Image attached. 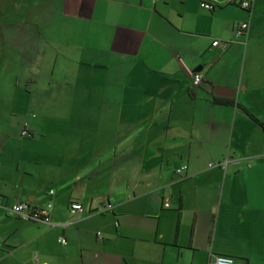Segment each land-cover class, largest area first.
Here are the masks:
<instances>
[{
	"label": "crops",
	"instance_id": "obj_1",
	"mask_svg": "<svg viewBox=\"0 0 264 264\" xmlns=\"http://www.w3.org/2000/svg\"><path fill=\"white\" fill-rule=\"evenodd\" d=\"M203 1L61 0V50L45 38L40 52L62 56L59 95L77 106L14 114L21 128L0 158L4 206L47 209L54 225L3 208L0 264L54 232L68 241L61 263L29 261L264 264V128L238 106L264 123V0Z\"/></svg>",
	"mask_w": 264,
	"mask_h": 264
},
{
	"label": "rangeland",
	"instance_id": "obj_2",
	"mask_svg": "<svg viewBox=\"0 0 264 264\" xmlns=\"http://www.w3.org/2000/svg\"><path fill=\"white\" fill-rule=\"evenodd\" d=\"M61 12V0H0V158L4 160L12 154L8 140L13 141L10 139L13 129L21 128L17 122L19 117L14 114H65V110L68 114L69 106H77L70 103L72 97L59 95L65 78L62 56L51 46L46 48L47 55L40 52L46 46L45 38L52 40L49 45L58 47L54 35ZM84 78L91 80L87 75ZM67 79L77 80L70 76ZM224 160L230 161L229 158ZM41 197L44 203L49 201L46 193ZM48 224L54 225L52 221ZM54 234L43 236L45 239L41 238L24 250L19 248L13 257L3 258L2 264H24L21 263L25 261L22 255L27 257L25 264H36L29 261L34 252L61 263L67 255L66 246L59 241L61 234ZM72 256L76 259V254Z\"/></svg>",
	"mask_w": 264,
	"mask_h": 264
},
{
	"label": "built area",
	"instance_id": "obj_3",
	"mask_svg": "<svg viewBox=\"0 0 264 264\" xmlns=\"http://www.w3.org/2000/svg\"><path fill=\"white\" fill-rule=\"evenodd\" d=\"M240 5L242 6V8L244 9H249L252 5L251 1L249 0H242ZM201 6L207 9L212 10L214 8V3H212V1H203L201 2ZM249 28V23L248 22H244L241 23L236 31L238 35H243L246 31H248ZM223 42L220 41L219 39H216L213 41L212 45L214 47H221L223 46ZM191 76H192V82H193V87H197L200 86L202 84L203 81V75L200 72H191ZM24 134L26 135L27 132H24ZM229 164V160H224V162H220L218 165L217 164H211V167L213 166H221L223 168H226V166H228ZM187 170V166H183L181 168L178 169V174L181 175L183 174V172H185ZM55 193V190H50L49 194L53 195ZM53 204L50 203L48 205V208H52ZM165 207H170V202L169 200H166L165 203ZM5 209L6 212L8 213V215L10 216H15V217H20L22 219L25 220H29V221H35V222H39V221H43V222H51L50 218L48 217L47 214V209L45 210H40L38 208H35L33 206H31L28 203L25 202H17L11 206H4V204L2 203L1 199H0V211L2 209ZM79 210H83V205L80 202H72L71 204V211L73 213L79 211ZM61 242L63 244H67L68 241L65 238H61ZM1 246V243H0ZM208 264H236V260L234 257L230 256V255H225V254H216L214 255L210 261L208 262Z\"/></svg>",
	"mask_w": 264,
	"mask_h": 264
},
{
	"label": "trees",
	"instance_id": "obj_4",
	"mask_svg": "<svg viewBox=\"0 0 264 264\" xmlns=\"http://www.w3.org/2000/svg\"><path fill=\"white\" fill-rule=\"evenodd\" d=\"M234 2L237 1V0H233ZM238 4V3H237ZM238 106H240L253 120H255L257 123H259L263 128H264V123L261 122L259 119H257L253 114H251L250 112H248V110L243 107L242 105L238 104ZM6 214L8 215V213L6 212ZM10 216V215H8ZM12 217H15V216H12ZM17 218H20V217H17ZM22 219V218H20ZM1 243V242H0ZM1 246H2V243H1ZM1 246H0V250H1Z\"/></svg>",
	"mask_w": 264,
	"mask_h": 264
},
{
	"label": "water",
	"instance_id": "obj_5",
	"mask_svg": "<svg viewBox=\"0 0 264 264\" xmlns=\"http://www.w3.org/2000/svg\"><path fill=\"white\" fill-rule=\"evenodd\" d=\"M212 1H215V2H218V3H225L228 0H212Z\"/></svg>",
	"mask_w": 264,
	"mask_h": 264
}]
</instances>
